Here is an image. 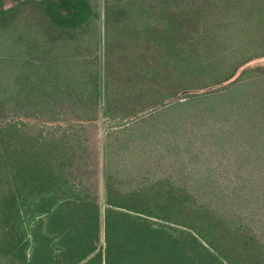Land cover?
<instances>
[{
  "label": "trees",
  "instance_id": "trees-1",
  "mask_svg": "<svg viewBox=\"0 0 264 264\" xmlns=\"http://www.w3.org/2000/svg\"><path fill=\"white\" fill-rule=\"evenodd\" d=\"M262 57L264 0L0 9V264H264ZM167 104L170 125L109 130L102 213L77 124Z\"/></svg>",
  "mask_w": 264,
  "mask_h": 264
},
{
  "label": "rangeland",
  "instance_id": "rangeland-1",
  "mask_svg": "<svg viewBox=\"0 0 264 264\" xmlns=\"http://www.w3.org/2000/svg\"><path fill=\"white\" fill-rule=\"evenodd\" d=\"M17 3V0H0V9L8 8L13 6ZM101 62L103 65V49L101 50ZM258 67V66H264V57L253 60L252 62L248 63L246 67ZM160 112H163L160 114ZM10 113H1L0 112V123L4 122L5 120L9 119ZM155 119H151L150 121H145L146 124H142V126L145 128L144 130L152 127L153 125L156 126H164V125H170L173 123V115L180 114V110H177L176 108L170 106L169 104L165 105V107L162 109L152 110L147 114H144L139 119H131L129 121L124 122V124H120L118 127L117 124L113 125V123H110L111 119L108 117L109 115L104 113V110L101 108L98 115H96V118L92 120L91 122L84 123L83 125L77 124V126H81L85 128V138L88 139L87 145L89 144L90 149V160L87 163L88 167L84 171L78 172L76 174V179L78 182H82L83 185L89 190L91 193L97 196L98 202L100 204L101 211L103 213L104 207H105V188H106V175L108 173L107 169V152L105 150V144L107 141V134L110 132L109 130L112 129H120L124 128L125 124L128 127H132L134 125H137L139 120H142L143 118H150L153 115H157ZM8 115V116H7ZM77 113L74 111L69 112L66 111L64 114V121L65 122H71L73 121V118L76 117ZM140 126V127H142ZM139 127H136L132 130V132H137ZM140 129V128H139ZM137 134V133H136ZM134 135V134H132ZM204 151L201 152V154L204 157H209V152L211 150V147L208 146L207 148L203 149ZM160 169V167H159ZM153 172L151 175H156L157 170L155 168L152 169ZM156 170V171H155ZM134 179H130V181L125 182L122 184L125 188H132L135 185ZM101 246H104V236L102 234L101 236Z\"/></svg>",
  "mask_w": 264,
  "mask_h": 264
}]
</instances>
